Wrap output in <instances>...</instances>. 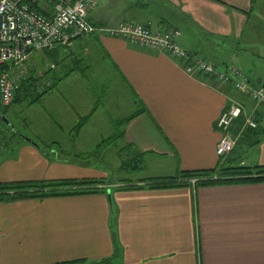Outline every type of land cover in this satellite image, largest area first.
<instances>
[{
	"label": "crops",
	"instance_id": "crops-1",
	"mask_svg": "<svg viewBox=\"0 0 264 264\" xmlns=\"http://www.w3.org/2000/svg\"><path fill=\"white\" fill-rule=\"evenodd\" d=\"M130 20L153 30L175 27L189 51L219 67L238 66L253 85L264 84L256 67L264 63V0L255 6L251 0H101L89 13L93 26ZM33 53L28 63L35 64ZM47 54L53 69L66 67L52 89L61 88L68 100L45 109L50 121L28 125L34 137L25 136L39 147L23 138L0 142V183L107 180L129 157L146 170L135 180L100 183L105 191L96 194L0 200V264H93L115 254L117 264H264V182L148 187L151 180L218 166L217 120L235 96L230 85L191 77L163 52L97 33ZM242 100L258 127L244 133L227 161L264 166V108ZM246 114L231 126L233 134ZM110 139L121 146L100 158L107 164L90 161L89 144ZM130 185L141 188H123Z\"/></svg>",
	"mask_w": 264,
	"mask_h": 264
},
{
	"label": "built area",
	"instance_id": "built-area-1",
	"mask_svg": "<svg viewBox=\"0 0 264 264\" xmlns=\"http://www.w3.org/2000/svg\"><path fill=\"white\" fill-rule=\"evenodd\" d=\"M101 0H0V108L12 104L17 90L26 80L28 60L33 52L52 51L58 46L70 47L80 38L97 33L127 40L131 44L163 52L194 78L230 85L235 96H229L227 107L217 120L221 137L216 146L220 160H226L249 129L257 128L252 114L245 113L246 98L254 110L264 108V84L255 86L235 65L219 67L180 43L181 31L175 27L153 30L133 20L116 26H93L89 13ZM55 68V65H51ZM53 81L48 82L51 87ZM246 114L236 134L231 132L234 120ZM1 129V120H0ZM194 184L195 180H191Z\"/></svg>",
	"mask_w": 264,
	"mask_h": 264
},
{
	"label": "trees",
	"instance_id": "trees-1",
	"mask_svg": "<svg viewBox=\"0 0 264 264\" xmlns=\"http://www.w3.org/2000/svg\"><path fill=\"white\" fill-rule=\"evenodd\" d=\"M259 0H251L252 6H255ZM51 52V51H46ZM48 72H46L47 74ZM34 79L31 76L30 80L23 83L17 90L14 97V102L19 100V95L24 86L30 83ZM35 80V79H34ZM55 83H53L52 87ZM49 90V88H47ZM46 90V91H47ZM45 91V92H46ZM42 94V93H41ZM41 95L36 96L31 100V103L39 101ZM11 104V105H12ZM3 107L4 110H8L11 106ZM2 108H0L1 111ZM3 112L6 114V112ZM144 111V110H143ZM141 111H136L132 116H129L124 121L118 122L117 126H122L130 121L133 117L139 114ZM226 160H221L217 167L214 169H199V170H185L180 173L178 177L159 178L151 180L148 183L150 188H178L186 186H214L224 184H240V183H252V182H264V166H233ZM137 160L135 163H139ZM126 166V163H125ZM191 180H195L192 184ZM105 180L96 179H53V180H40V181H17L9 183H0V200L11 201L20 199H45L53 197H65L73 195H85L96 194L104 192V189L98 188V184L105 183ZM123 188H141L140 186H129ZM115 254L113 258H107L93 264H117ZM82 260L63 261L54 264H78Z\"/></svg>",
	"mask_w": 264,
	"mask_h": 264
},
{
	"label": "rangeland",
	"instance_id": "rangeland-1",
	"mask_svg": "<svg viewBox=\"0 0 264 264\" xmlns=\"http://www.w3.org/2000/svg\"><path fill=\"white\" fill-rule=\"evenodd\" d=\"M39 57H42L43 61L45 62V60H46V63L47 62L48 63L45 64L43 62V64H40L38 62V60L36 62L35 59L39 58ZM32 58H34L35 64L27 63L28 73H27L26 80H24L23 83H25L27 80H30L32 75L34 76L35 80L32 78L33 81H31L30 83H28L24 86V88L20 92L21 95H19V100L14 102L8 108V110L5 111L4 108L1 109V112H4V111L6 112V116L11 121L13 128H10L9 126H7L6 124L1 122L0 142L3 141L5 143V141H8L10 138H12L11 142H13L15 139L21 140L22 136L19 135L20 133L23 135H25V134L32 135V137H34L32 131L30 130L28 125H30L32 121L39 123L40 121L37 118H40V120H43V121L49 119V121H50L51 119L49 118L48 115H46L45 109H47V107L51 106L52 104L60 102V100H68V99H65L60 94L59 90L61 91V93H63V95L66 93L61 88H53L52 89V86L51 87L46 86V85H48V82H50V81L55 82L54 81L55 74H58L59 71H63L64 69H66V67H64L63 64H59L57 69L50 68L51 65H54L53 62L55 59L50 54H47V53H44L41 51H37V52L33 53ZM51 63H53V64H51ZM262 64H260V65L257 64L256 67L258 69L264 71V63L262 62ZM31 65H33V66H31ZM77 71H78V74L83 73L79 67L77 68ZM46 72H48V74H46ZM246 72L248 75L254 76V73L252 72V70L246 69ZM47 88H49L50 93L45 95L44 99L41 98L42 100L39 99V101H37L35 103H31V100L34 99L36 96L41 95V97H42L41 93H44L47 90ZM51 89H52V91H51ZM49 90H47V91H49ZM242 99L243 98L238 99L239 102H243ZM234 122H235V120H234ZM242 123H243V121H242ZM257 125H258V123H257ZM117 128H118V126H117ZM239 129H240V125L238 127V130ZM116 131L118 132V129H116ZM93 132H94V130L92 131L91 129H89V134H93ZM89 143H90V141H89ZM119 146H121V143H117V140H113V139L105 141L103 144H101L99 146L89 144L90 152H93L92 155H94V156L89 157V159H90V161L92 160L93 162H95L97 164H102V165L105 164L106 165L107 164L106 160L102 161L100 158L103 159L104 156L106 155V154H104L105 152H107V151L114 152L115 150L118 149ZM124 155L125 156H123V157L126 159L128 156L126 153ZM126 160H127L126 166L123 167L122 171H120L121 173H119L118 169L115 172L113 171V169L110 170L109 178H107V180H105L106 182L107 181H131V180L137 179L138 177L143 176V174L140 173V171L146 170V166L143 162L134 163L133 161H131V157L127 158ZM110 163L114 164V161L112 160V158L110 159ZM99 186H101V185H99ZM78 264H83V263H78Z\"/></svg>",
	"mask_w": 264,
	"mask_h": 264
},
{
	"label": "water",
	"instance_id": "water-1",
	"mask_svg": "<svg viewBox=\"0 0 264 264\" xmlns=\"http://www.w3.org/2000/svg\"><path fill=\"white\" fill-rule=\"evenodd\" d=\"M0 120L2 123L6 124L7 126H9L10 128H13V125L11 124V121L8 119V117L6 116V114H4L3 112L0 111ZM20 136H22V138H24L26 141L31 142L33 144H35L37 147H39V145H37L32 139H30L29 137L23 135V134H19Z\"/></svg>",
	"mask_w": 264,
	"mask_h": 264
}]
</instances>
